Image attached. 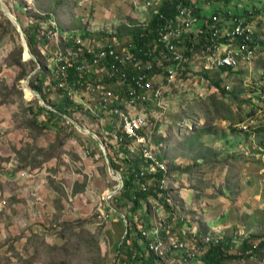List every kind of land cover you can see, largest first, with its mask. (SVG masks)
Returning <instances> with one entry per match:
<instances>
[{
  "label": "rangeland",
  "instance_id": "obj_1",
  "mask_svg": "<svg viewBox=\"0 0 264 264\" xmlns=\"http://www.w3.org/2000/svg\"><path fill=\"white\" fill-rule=\"evenodd\" d=\"M158 1L0 0V264H124L126 257L118 250L130 228L125 216L131 214L132 203L116 202L123 179L109 157L123 168L128 167L124 159L141 157L138 143L128 144L127 153L124 141L106 139L101 122L84 112L59 119L46 130L34 127L36 110H53L48 101H58L51 83L53 60L63 49L64 36L71 34L44 27L39 40L48 45L39 41L34 55L7 13L21 28L38 12L37 21L53 13L55 26L66 31L94 26L119 34L145 26ZM222 1L193 4L202 6L203 18H209ZM251 19L258 43L252 62L233 72L204 70L202 56H196L194 66H186L170 87L165 109L146 112L155 132L148 136L149 145L169 173L163 195L135 212L148 217L151 226L163 218L164 237L190 239L197 229V248L215 230L234 244L226 254L237 256L245 240L253 246L264 241V17L254 14ZM28 51L31 56L26 57ZM40 74L47 101L30 85ZM218 80L220 91L214 85ZM83 100L88 108L93 104L90 95ZM37 118L46 120L44 115ZM187 167L190 171L184 173ZM149 181L152 187L155 181ZM153 204L163 206V217L156 219ZM142 224L138 230L145 228ZM247 254L249 258H226L221 264H264V248ZM180 257L165 261L203 264Z\"/></svg>",
  "mask_w": 264,
  "mask_h": 264
},
{
  "label": "built area",
  "instance_id": "obj_2",
  "mask_svg": "<svg viewBox=\"0 0 264 264\" xmlns=\"http://www.w3.org/2000/svg\"><path fill=\"white\" fill-rule=\"evenodd\" d=\"M211 19L214 22L220 21L219 18L212 16L198 18L188 9L182 10L177 16L179 28L162 34L160 40L157 41L156 45H161L163 48L160 57L148 59L145 63L129 54L132 49L129 41H122L114 37H109L110 39L106 41H86L77 37L74 41L75 46H63V49H58L59 51L55 55L53 68H56L55 73H58L61 79L55 84V89H63L67 92L68 97L85 107L87 102L83 100V96L90 95L91 102H93L90 109L93 115L97 116L94 109L96 102L101 104L104 109L106 108L105 117L100 118V126H102L104 136L107 137L106 139H112L113 142L119 144L124 139L123 134H125L132 142L138 143L141 157L149 163V167L141 172V176L145 175L146 171L149 174L159 170L164 171L166 166L164 162L158 159L149 145L148 136H151L150 132H154V127L152 124H148L147 114L136 113L135 110L139 104L146 105L149 101L157 102L158 107L164 108L165 94L167 93V96L170 94V87L176 82L177 77L186 72V65L184 64L187 59L184 57V48L179 46L186 39L183 34L190 36V39L198 45L203 38H206L207 33H212L211 42L209 44L205 42L202 51L195 53L192 58L188 59L189 65L194 66V58L202 56L201 66L204 70H222L224 67H231L235 71L240 69L242 65L252 62L257 54V49L249 48V42H253L250 36V33H253L250 24L245 29L241 22L232 32L224 28L225 36H231V42L234 41L230 44L229 42L218 41L220 31L214 29L215 24L210 22ZM200 21L203 24L193 29V25ZM222 21H224L223 18ZM64 38L66 40L68 37L64 36ZM76 47L78 48L74 49ZM80 55L83 57L79 60ZM72 62L77 63L76 70L78 72L88 76L84 82H78L80 85L81 83L85 85V90L82 93L68 82L67 70ZM154 69L158 71L154 72ZM120 88L122 90L127 89L123 98L119 94ZM116 100H120L121 103L114 106ZM121 104L125 105V109L120 108ZM113 116L116 117V130L110 131L106 128L105 119L110 118L111 120ZM164 183L165 179L161 182V188H163ZM149 184L152 182L149 181ZM149 184L143 189L146 190ZM118 187L116 192L122 190L123 184ZM157 204L159 205V203ZM153 207H155L154 204ZM162 207L158 206L153 210L156 219L159 216H164L165 211ZM163 229L162 218L160 221H156L150 230L145 228L139 230L146 240L147 249L157 260H166L176 254L181 256V260H200L208 247L212 244H218L220 239L218 232L209 230L203 240V245L206 248L202 250L204 247L197 248L199 244L197 229L191 232L190 239L179 236L164 237Z\"/></svg>",
  "mask_w": 264,
  "mask_h": 264
},
{
  "label": "trees",
  "instance_id": "obj_3",
  "mask_svg": "<svg viewBox=\"0 0 264 264\" xmlns=\"http://www.w3.org/2000/svg\"><path fill=\"white\" fill-rule=\"evenodd\" d=\"M59 3L61 0H57ZM214 2H220V0H214ZM157 6L155 5L156 10L150 9L151 19L145 24V26H138L133 29H125V31H120L119 34L116 32H111L109 30H105L104 28H99L98 30H94V26L91 29H82V30H69L66 31L62 28H59L58 26H55V22L53 21L54 16L53 13L46 14L43 17V21H37V16L35 12L32 16L33 22L27 23V26L22 25V28L26 34L27 42L29 49L34 55H37V48L35 45L40 41L45 45L47 44V40L44 39L43 41L39 40V34L44 27H46L47 30L50 31H57V33H70L71 36L67 38L64 44L62 46L69 47V46H75V39L77 37H81L82 39H85L86 41L90 40H97V41H106L110 39L109 37H114L117 39H126L131 38L129 43L132 45L130 55H133L135 58L140 60L141 62L145 63L148 59H156L160 57V52L162 51L161 45H156L157 41L160 40L162 34H166L172 30L179 28V22L177 21L178 14L184 10L188 9L194 16L201 18L203 16L202 6L193 4V0H161L157 2ZM258 4H261L257 6ZM209 7V4H208ZM207 7V9H208ZM35 11V10H34ZM257 14L261 17H264V1L263 0H223L220 5H218V9L214 14L213 17L219 18V22H214L213 19H211L210 22L215 24L216 30L220 31L219 33V39L218 41L223 42H229L230 44L232 37L231 36H225L223 33L224 28H227L229 32H232L237 25H239L242 22V25L247 29V26L252 27V24L255 21H252L251 17L252 15ZM42 15V14H41ZM222 18L224 21H222ZM260 22L259 24H261ZM224 24V25H223ZM57 25V24H56ZM94 30V31H93ZM127 33L129 36L122 34ZM79 35V36H78ZM125 35V36H124ZM250 36L252 37L253 42H249V48L250 49H256L258 46L257 43V36L255 32L250 33ZM183 37L186 38L181 46L184 48V57L187 59L184 65H189V58H192L195 53H199L202 51V48L204 46V43L207 42L208 44L211 42L212 33H207L206 38H203L200 41V44H195L192 39H190V36L187 34H183ZM46 40V41H45ZM127 41V42H128ZM127 43V44H129ZM263 46V45H261ZM78 47L74 48L77 49ZM153 55V58H152ZM25 56L27 57L28 54L25 53ZM86 57H88L87 54H85ZM82 55H80L79 60L82 59ZM89 58V57H88ZM75 59V60H78ZM77 63H70V66H68L67 74H68V82L70 85L74 86L75 89H77L80 93H82L85 90V85L81 83V85L78 82H84V80L88 77L83 73H80L76 70ZM132 69V68H130ZM56 68H52L53 71V82H51L53 85L57 84L61 81L58 73H55ZM158 71L154 69V72ZM221 71H229L233 72L231 67H224ZM198 75V74H196ZM41 77L40 79L31 82L30 85L33 89H35L37 92H39L42 97L46 100V97L43 95V90L47 89V86L44 87V80L45 77H42V74L39 75ZM214 85L218 88L217 90L220 91L221 89V83L220 81H215ZM58 91V101L52 102L48 101L49 107H52L53 110H48L44 107H39L36 110V113L33 114V122L34 127L38 130H46L51 127H56L58 125L59 119H63L66 117H72L75 112H84L87 114V117L94 122H100L101 117H105L104 111L105 109L102 107L101 104L98 102L95 103L94 109L97 113L96 115H93V112L90 108L85 107L81 103L75 102L72 98L68 97L67 92H65L63 89H56ZM127 91L126 88L122 90L120 88L119 94L123 98L124 93ZM225 90H223L224 92ZM167 93L165 94V96ZM121 103L120 100H116L114 103L115 105H119ZM150 105V106H149ZM149 106V107H148ZM120 108L125 109V105L121 104ZM165 107L162 109L157 106V102L152 103L149 101L146 103V105H138L137 109L135 110L136 113H146L147 111H154L156 110L159 112L160 110H164ZM33 111V110H32ZM155 113V112H154ZM161 112L160 114H162ZM44 115L46 117V120L43 122H39L38 116ZM114 121H113V120ZM110 120V118L105 119V123L107 124V129L110 131L116 130V117L113 116ZM151 118L148 117L147 122L150 125ZM71 127H74L71 125ZM99 127V125H98ZM62 128V126L60 127ZM124 139H122L121 142L124 141V145L122 147L123 150H125L127 153H129L127 149V145L132 142L131 139H129L125 134H123ZM109 146L110 144L107 143ZM122 145V144H121ZM111 146V145H110ZM110 158L111 166L113 169L117 170L121 174V177L123 179V188L119 194V197H115L116 202H123V199H127L132 203L131 207V214H128L125 216L126 220L130 224V228L127 229V234L125 238L121 241L120 248L118 250L119 255H124L126 258H124V264H168L165 260H157L156 257H154L149 250L147 249L146 240L142 237L140 233V229L138 230L137 225L142 224L145 225L146 230L151 229V225L149 223L148 217H146L144 214L136 215V211H142L143 205L148 204L150 207V200L152 197L158 198L162 194V188H161V182L165 179V176L169 173V169L165 173L162 170H159L155 173L149 174L146 171V174L141 176V172H143L145 169L149 167V163L145 162V160L140 157L136 158L135 160H126L124 159L125 163L128 164L127 168H123L120 164L117 162H114V160ZM161 160V159H160ZM190 167H187L184 169V173L189 172ZM154 179V185L155 188L147 187L146 190L143 189V187L147 186L149 183V180ZM159 199V198H158ZM161 201V199H160ZM122 205L118 204V207H121ZM168 206V205H167ZM110 212L113 213V210L109 207ZM148 212H145L147 214ZM123 223V222H121ZM144 228V227H143ZM137 230L138 235L133 236V231ZM215 231V230H214ZM219 233V232H218ZM164 235V232H163ZM219 243L218 244H212L203 257L200 258V262L203 264H221L224 259H236V258H249L250 255L247 254L248 252L252 251L253 254L259 253L264 248V241L260 242L257 246H253L249 243L248 240H245L243 245L241 246V255H228L226 254L225 250L233 247V242L231 238L224 239V236H221V234H218ZM130 243V244H128ZM160 262V263H159ZM165 262V263H164Z\"/></svg>",
  "mask_w": 264,
  "mask_h": 264
},
{
  "label": "water",
  "instance_id": "obj_4",
  "mask_svg": "<svg viewBox=\"0 0 264 264\" xmlns=\"http://www.w3.org/2000/svg\"><path fill=\"white\" fill-rule=\"evenodd\" d=\"M7 15L9 16V18L11 19V20H13V21H15V23H17L18 24V26H19V30H21V35H22V37H23V39H24V42H25V44H26V46H27V48H28V43H27V40L25 39L26 37H25V35H24V33L22 32V28H21V26L19 25V23H18V21H16V19L14 18V16H12V14H10V13H7ZM29 50V49H28ZM29 56H31L30 55V52L28 51V52H26ZM80 128V127H79ZM127 221V220H126ZM128 222V221H127ZM127 232V231H126ZM127 234V233H126Z\"/></svg>",
  "mask_w": 264,
  "mask_h": 264
},
{
  "label": "bare ground",
  "instance_id": "obj_5",
  "mask_svg": "<svg viewBox=\"0 0 264 264\" xmlns=\"http://www.w3.org/2000/svg\"><path fill=\"white\" fill-rule=\"evenodd\" d=\"M28 57V56H27ZM115 176V175H114Z\"/></svg>",
  "mask_w": 264,
  "mask_h": 264
},
{
  "label": "clouds",
  "instance_id": "obj_6",
  "mask_svg": "<svg viewBox=\"0 0 264 264\" xmlns=\"http://www.w3.org/2000/svg\"><path fill=\"white\" fill-rule=\"evenodd\" d=\"M213 17V16H212Z\"/></svg>",
  "mask_w": 264,
  "mask_h": 264
}]
</instances>
